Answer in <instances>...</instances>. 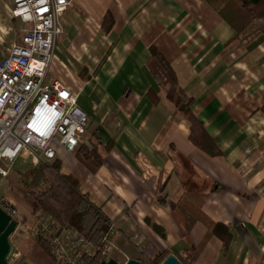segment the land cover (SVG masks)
I'll return each mask as SVG.
<instances>
[{"label": "crops", "instance_id": "crops-1", "mask_svg": "<svg viewBox=\"0 0 264 264\" xmlns=\"http://www.w3.org/2000/svg\"><path fill=\"white\" fill-rule=\"evenodd\" d=\"M70 2L60 19L63 33L49 77L77 96L89 118L81 145L99 150L104 163L91 173L77 160V150L61 147L56 159L111 219L107 257L151 264L168 252L182 264H264V23L237 36L204 0ZM7 9L22 31L25 25ZM107 14L114 20L109 32ZM1 22L0 55L11 45ZM151 47L194 100L193 115L219 154L191 141V122L176 113L149 69ZM16 164V171L35 168ZM0 190L4 195L1 183ZM186 192L204 196L202 214L229 230L227 251L200 218L192 223L186 217ZM19 210L22 222L10 237L13 244L39 224V216ZM36 241L22 248L18 264H37Z\"/></svg>", "mask_w": 264, "mask_h": 264}, {"label": "built area", "instance_id": "built-area-1", "mask_svg": "<svg viewBox=\"0 0 264 264\" xmlns=\"http://www.w3.org/2000/svg\"><path fill=\"white\" fill-rule=\"evenodd\" d=\"M10 4L12 18L25 27L21 41L0 55L1 180L18 161L36 166L55 160L60 147L75 152L89 126L77 96L49 77L56 42L63 33L60 19L71 2L10 0ZM0 206L16 220L18 229L22 222L18 209L1 200ZM27 231L12 243L8 264H18L22 248L39 238L47 242L56 264H88L95 255L88 239L52 216L40 215L39 224ZM108 250L109 243L105 255Z\"/></svg>", "mask_w": 264, "mask_h": 264}, {"label": "trees", "instance_id": "trees-1", "mask_svg": "<svg viewBox=\"0 0 264 264\" xmlns=\"http://www.w3.org/2000/svg\"><path fill=\"white\" fill-rule=\"evenodd\" d=\"M204 1L219 14L237 36L246 34L256 22L264 23V0ZM104 23L105 30L109 32L114 26L112 15L107 14ZM150 53L149 69L154 79L159 86L167 89L166 98L174 105L176 113L192 124L191 141L213 155L219 154L218 151H211L210 148L215 146V142L207 134L202 123L193 115L194 100L188 97L180 87L170 63L156 47H151ZM149 96L155 103L161 100L154 90H150ZM97 145H101L100 140ZM107 148H110V145H107ZM75 156L91 173H96L104 163L100 151L89 149L86 145H81L75 152ZM61 169L62 160L57 158L53 162H46L26 171L21 175L20 181L17 179L18 174L15 173L14 182L23 183L36 190L39 197L28 200L23 197L20 189H12V196L32 215L52 216L62 226L73 227L79 231L89 240L95 250V255L87 259L88 264H100L107 259L104 250L110 241L113 223L87 194L80 191L79 181L72 176L65 175ZM203 200H205L204 196L186 192L181 202L183 212L187 218L192 220V223L196 218H200L211 232L221 236L224 240V250L227 251L231 240L229 230L205 218L201 212ZM152 228L159 235L165 237L163 228L156 224H152ZM222 234L224 235L222 236ZM168 256V252L159 253L153 258L151 264H161ZM32 257L37 264H56L50 247L44 239H37Z\"/></svg>", "mask_w": 264, "mask_h": 264}, {"label": "rangeland", "instance_id": "rangeland-1", "mask_svg": "<svg viewBox=\"0 0 264 264\" xmlns=\"http://www.w3.org/2000/svg\"><path fill=\"white\" fill-rule=\"evenodd\" d=\"M6 9L7 10L10 9V11H11L10 0H0V15H1L0 20H2L1 25H3V28L4 27L7 28V33H8L6 35L7 37H6L5 43H9V44L10 43L11 44L18 43L20 41L21 37L23 36L22 35L23 32L21 31L22 27L18 23L16 24L15 21H10L9 17L6 14V11H5ZM82 99H84L83 96H82ZM80 105H82V101H80ZM53 161H51V162H53ZM37 166H39V165H36L35 168ZM21 169H22L21 171H16V168H11L9 175L0 181L2 188H4V192H3L4 195L1 193V190H0V200L7 205H10V206L17 208L19 211V214H20L19 209L25 208V207H23L21 204L18 203L17 200L14 199V197L12 196V189H20L23 197L28 199V200H34V199L39 197V193L36 190L29 188L28 186H26L23 183L14 182L13 178H14L15 173L18 174L17 179L20 181L21 175L27 171V169L25 167H22ZM106 256H108V255H106ZM107 259H109V258L107 257Z\"/></svg>", "mask_w": 264, "mask_h": 264}, {"label": "water", "instance_id": "water-1", "mask_svg": "<svg viewBox=\"0 0 264 264\" xmlns=\"http://www.w3.org/2000/svg\"><path fill=\"white\" fill-rule=\"evenodd\" d=\"M1 181V175H0ZM17 229V222L12 216L0 206V264H8L12 251L10 237ZM100 264H143L140 260L128 259L125 263L109 258ZM161 264H182L174 255L168 256Z\"/></svg>", "mask_w": 264, "mask_h": 264}]
</instances>
